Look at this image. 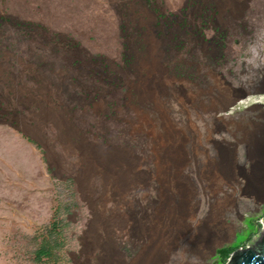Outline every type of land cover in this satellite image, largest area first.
<instances>
[{
	"label": "rangeland",
	"instance_id": "obj_1",
	"mask_svg": "<svg viewBox=\"0 0 264 264\" xmlns=\"http://www.w3.org/2000/svg\"><path fill=\"white\" fill-rule=\"evenodd\" d=\"M240 3L244 7L230 5L221 12L219 0H0V106L10 109V94L19 97L5 73L17 75L21 70L22 82L33 90L31 100L26 93L21 99L33 107V113L48 120L44 123V139L55 141L51 156L59 160L60 166L68 163L73 171L83 170L77 163L81 162L83 147L91 144H79V149L71 141L78 135H86L89 141L100 138V145L101 137L116 145L126 144L132 154L91 146L100 153L120 156L119 161H144V168L150 171L145 175L149 179L147 195L133 186L131 195L124 198L128 200L124 205L115 208L112 200L103 198L104 205L98 204L95 210V222L115 219L118 229L114 240L118 249L124 242L127 263L135 259L137 252L130 237L120 231L122 218L134 215L143 223L144 209L158 199L162 188L157 180L159 164H164L165 174H173L177 140L173 137L175 132L166 128L173 126L175 131H186L189 138L186 150L188 153L191 150V134L186 127L189 120L198 119L189 105L187 114L177 99L180 82L189 91L207 89L213 84L208 76L213 71L234 88L248 90L252 82L264 76V0H240ZM149 10L155 17H178L181 27L176 38L164 33L158 22L153 25L157 34L150 33L153 18ZM144 35L147 46L142 44ZM152 35L158 47L159 69L155 73L145 66L152 63L149 42ZM130 55H136L137 59L131 61L132 72L126 75V85L117 92L119 100L113 101L109 88L102 82L106 78L90 76L96 68L105 71L106 62L122 65L121 60L125 56L131 58ZM118 74L113 72L110 80L120 83L123 77ZM148 77L159 89L160 100L168 110L169 125L164 123L151 96L138 91ZM256 104L264 106V91L218 116L255 120L259 113L251 108ZM37 107H41L40 112ZM141 111L153 122L154 134L149 122L139 116ZM57 119L65 121V126ZM31 120L36 119L33 116ZM4 121L0 123V264H86V237L81 238L91 215L85 203L88 197L99 199L101 179L92 175L86 192L76 181L62 177V170L54 175L49 166L53 161H46L50 157L41 146L10 127L13 121ZM205 121L211 123L213 119L204 115L196 123L205 128ZM57 137L62 138L61 144L56 142ZM157 138H163L166 145L161 150L162 163L156 152ZM214 138L233 141L228 133L215 134ZM203 144L214 157V147L205 141ZM137 155L142 158L138 160ZM189 169L186 173L197 181L195 170ZM238 198L243 202L241 211L226 220L235 226L230 240L215 247L204 263L182 255V243V249L171 255L166 264H226L233 253L255 249L264 237V198L258 203L241 195ZM201 201L205 210L207 203L203 196ZM97 233L106 237L102 226ZM44 240L57 247L49 257L39 258ZM100 255V250H95L90 264H97Z\"/></svg>",
	"mask_w": 264,
	"mask_h": 264
},
{
	"label": "bare ground",
	"instance_id": "obj_2",
	"mask_svg": "<svg viewBox=\"0 0 264 264\" xmlns=\"http://www.w3.org/2000/svg\"><path fill=\"white\" fill-rule=\"evenodd\" d=\"M234 4L240 8L239 0H220V11L224 12ZM149 42L152 45V63L145 66H148L151 73H155L159 69L158 47L153 36H150ZM208 48L206 45L205 52ZM208 76L213 83L209 88L189 91L183 82H180L181 88L177 92L178 100L186 112V106L189 105L198 120L203 119L204 115L213 119L211 123L205 121V128L196 123L198 120L188 121L186 128L191 134V159L190 152L186 150V144L189 143L186 131H175L173 126H168L166 129L175 132L173 137L177 140L173 174H165L164 164H159L157 180L162 188L158 199L149 202L144 209L143 223L134 215L129 219L122 218L121 222L119 220L122 224L120 231L129 235L130 244L137 256L129 263L124 260L114 240L115 230L118 228L112 218L101 220L102 223L94 222L87 233L84 250L86 264H90L89 258H94L95 250L101 251L100 257L96 258L97 264H166L171 255L182 249V243V255L204 263L215 247L230 240L234 235L235 226L226 220L231 214L238 212L243 204L238 195L256 203L264 198V106L256 104L251 108V111L259 113L257 120L218 116L221 111L263 92L264 76L258 82H252V87L248 90L244 87L234 88L223 76L213 71H210ZM152 82L148 77L141 83L138 91L151 96L150 100L164 117V123L169 125L168 110L160 100L159 89ZM192 84L198 87L197 84L191 82ZM139 116L149 122L154 134L153 122L142 111ZM58 122L65 126V121ZM221 133L230 134L233 141L227 138L216 140L214 135ZM162 139L157 138L159 147L156 152L159 163L164 161L161 150L163 151L165 143ZM203 141L214 147V157L204 148ZM241 151L245 155V161L241 159ZM119 160L120 156L116 154L100 153L94 146L85 145L81 160L82 174L80 172L84 190L90 184L89 178L96 172H102L107 182L105 198L110 200L112 193L123 194L127 188L125 183L137 178L131 177L127 172L117 171L116 165L122 162ZM189 168L195 170L197 181L186 173ZM202 196L207 203L205 210L202 206ZM101 226L107 233L106 238L97 234V229Z\"/></svg>",
	"mask_w": 264,
	"mask_h": 264
},
{
	"label": "flooded vegetation",
	"instance_id": "obj_3",
	"mask_svg": "<svg viewBox=\"0 0 264 264\" xmlns=\"http://www.w3.org/2000/svg\"><path fill=\"white\" fill-rule=\"evenodd\" d=\"M219 3H220V0H219ZM239 3H240V0H239ZM242 7H244V5H242V3H240V8H242ZM150 12H148V14H149V16L151 18H153L151 20L153 29L150 28V33L152 34V32H154L155 35L157 34V31L153 27V25H154L155 22H158L159 25L162 27V30H163L164 33H168L172 38H176V36H177V34L179 32V28L181 27L179 25V21L177 20L178 17L176 15H168V17H164V18H161V16L160 17L159 16L155 17L154 16V12L153 11H150ZM202 16L203 15H201L200 17H202ZM147 19H149V18H147ZM0 21H1V19H0ZM143 38H144V41H143L144 43L142 42V44L146 45V43H145V35L143 36ZM155 42H156V40H155ZM130 56H131V58L129 56H125L121 60V64L122 65H120V66L115 64V63L106 62L107 66H105V71H103V70H101L99 68H96V70L94 71V75L90 76V77L102 76V77L106 78L105 80L102 79V82L109 88V90H108L109 91V95L111 97L113 96V98H111L113 101H115L117 99L119 100L120 96L117 95V92L121 91L123 86L126 85L124 83L126 75L128 73L132 72L131 61L133 62V61H136V59H137L136 55H130ZM113 72L114 73H117V72L119 73L120 72V74H118V76L119 77H123L121 79L120 83H119V81L113 82V81L110 80V77L113 76ZM5 76L7 77V81L8 82H12L11 85L13 86L14 90L17 92L19 97H17V96L15 97L14 94H10V95H12L11 96V101H10V104H9V106L11 107L10 109L9 108L8 109L7 108H2L0 106V112H2V114H0V117H1L0 118V123H2L3 119H5L4 123L13 121V122H10L11 123L10 127L20 131V133H22L23 135H25L24 129L26 127H29L31 129H33L36 132V134H33L32 138H29V139H31L39 147L42 146V147L45 148V150H43V151L45 152L46 155L48 154L49 157H50V159L46 160V161H53V162H51L52 164L51 163L49 164V166H50L51 171L54 173V175H58L60 170H62V172H63V174H62L63 176L62 177L77 181V179L79 178V171L81 169L73 171L72 170L73 167L69 166L68 163L65 164L64 166H60L58 164V162H57L59 160L57 158L54 159L53 156H51L52 150H53V145H54L55 141L44 139V137L46 136V132H45L46 125L44 123L46 121H48V120L44 119L40 114L38 116V114L33 113V111H32L33 107L30 106L29 103H27V102H25V101H23L21 99L22 98L21 95H25V93H26L27 95H25V96L29 100H31L32 99L31 98V94L33 92L32 89L27 87L25 85V83L22 82V78H23L22 71L20 70L17 73V75H15L14 73L6 72ZM180 88H181V84L179 85V88L176 89V94L177 95H178L177 92H178V90H180ZM171 89H173V88H171ZM83 94H84V96H86L85 95V91H84ZM102 96L105 97L106 95H102ZM177 99H178V96H177ZM109 102H111V101H109ZM34 107H36V105ZM40 109H41V107H37L36 108V110L38 112L41 111ZM17 116H21V117H18L16 119L15 117H17ZM33 116L36 119L35 121L31 120ZM48 117L50 119H53L52 116H48ZM54 121H52L53 125H55V127H57L56 123ZM117 136L119 137V135H117ZM101 138H103V140H102L103 144L102 145L99 144L100 138H92V141H89L87 139L86 135L85 136L84 135H78L77 138L75 140L71 141V142L72 143L74 142L76 147L79 148V149H81L80 145L82 146V144L84 142H87V143H89L91 145L97 146L98 148H103V146H105L106 147L105 149H112L114 151L124 152L126 154H132L133 153L126 146V144H124V145H116V144H113V143H109L108 140L105 139V137H101ZM61 139L62 138L57 137L56 138V142H59L61 144V142H60V141H62ZM82 139H84V140H82ZM136 158L138 160H140L142 157L140 155H137ZM144 163H145L144 161H136L135 163H133V161H122L121 163H118L116 165V170L117 171L122 172V173L123 172L124 173L127 172V173H129L131 175V177L135 176L137 178V180L133 181V179H132V182L130 181V183H125L127 185V188L124 190L123 194H114V193L111 194L112 198L110 200H112V202L115 203V208H118L119 205H124V203L128 202V200L126 199V201H125L124 198L125 197H129L131 195V193L133 192L131 190L132 189L131 187H133V186H136L138 188L140 187L141 192H144L145 195H147L148 186H149V179L145 178V175H149L150 171H149V169H145L144 168V166H145ZM77 165L82 166L81 162L77 163ZM82 168H83V166H82ZM82 171H81V174H82ZM93 175H97L101 179L102 188L99 191V199L98 200L95 201V200H92L91 197H88L90 199H87L86 203L84 202L86 204L87 209L90 212V215L92 213L95 214V209L98 210V206H97L98 204L100 206L104 205L105 202H104L103 198L106 197V186H107L106 176H105L104 173L96 172ZM104 181H105V189H104ZM85 190H86V192H88V188L85 189ZM92 192H95V190H93ZM92 192L90 191L89 193L91 194ZM80 193H79V195L81 197ZM145 195H143V196H145ZM105 201H108V200L105 198ZM135 201H136V203H138L137 200H135ZM143 209L144 208H142L141 211H143ZM92 219L93 218L91 216L90 221ZM88 223H89V221H88ZM86 228H87V226H86ZM121 233L124 234L125 232H121ZM125 234L127 235V233H125ZM87 235L88 234H87V229H86V231L83 232L81 239L85 240V237H87ZM104 236H105V233H104ZM127 236L129 237V235H127ZM106 237H107V233H106ZM117 238L118 239H122L121 236H119ZM119 242L120 241H118V244H119ZM124 249H126V248L124 246V242H122L121 243V248H119V251L123 254V256H126L127 251H123Z\"/></svg>",
	"mask_w": 264,
	"mask_h": 264
},
{
	"label": "water",
	"instance_id": "obj_4",
	"mask_svg": "<svg viewBox=\"0 0 264 264\" xmlns=\"http://www.w3.org/2000/svg\"><path fill=\"white\" fill-rule=\"evenodd\" d=\"M18 117H21V116H17L15 118L17 119ZM24 132H25L26 137L28 138H32V135L36 134V132L29 127H26L24 129ZM41 149L45 150V148L42 146H41ZM110 150L112 149H109L107 151L110 152ZM81 160H82V155H81ZM80 172L81 170L79 171V178L76 181L79 188L81 187ZM91 216L93 219L89 221V224L87 225V233L89 232V230L91 229V226L96 220V214L92 213ZM226 264H264V237L260 241V243H258L255 249H244V250L242 249V250H239L233 253L228 258V261Z\"/></svg>",
	"mask_w": 264,
	"mask_h": 264
},
{
	"label": "trees",
	"instance_id": "obj_5",
	"mask_svg": "<svg viewBox=\"0 0 264 264\" xmlns=\"http://www.w3.org/2000/svg\"><path fill=\"white\" fill-rule=\"evenodd\" d=\"M57 246H52L50 241L48 240H44L42 245H41V249L38 251L39 254V258L42 257H49L52 253L53 250H55Z\"/></svg>",
	"mask_w": 264,
	"mask_h": 264
}]
</instances>
